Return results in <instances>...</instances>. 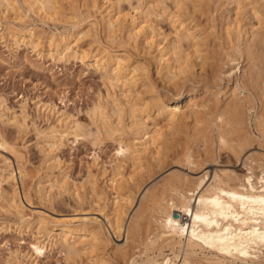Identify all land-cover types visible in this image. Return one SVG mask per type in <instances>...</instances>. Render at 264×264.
I'll return each mask as SVG.
<instances>
[{
  "label": "bare ground",
  "instance_id": "1",
  "mask_svg": "<svg viewBox=\"0 0 264 264\" xmlns=\"http://www.w3.org/2000/svg\"><path fill=\"white\" fill-rule=\"evenodd\" d=\"M103 1L107 6L102 10L101 0H87V15L84 11L73 10L72 29L52 34L49 44L58 61L80 57L84 64L99 73L107 95L99 98L91 110L92 125L96 130L79 121L64 122L62 119L59 124L38 132L45 140L46 146L42 148L50 172V182L42 197L46 192L78 194L79 187L71 181L69 171L60 167L54 156L55 150L69 141V137L76 140L92 136L95 140L111 138L117 143L118 159L106 176L105 185L98 183L99 178L106 175L102 166L104 171H97L98 175L89 173L85 183L92 202L99 204L98 213L103 219H56L41 214L35 221H30L26 219L23 200H29L28 195L21 196L17 173L11 167L0 169V199L6 212L18 218L20 227L35 225L38 233L47 236L46 242L34 245L36 255L40 256L50 245L65 252L68 264H85V260L88 264H108L107 258L95 254L98 249L104 251L111 248L124 256L125 248H129L135 237L138 238L134 237L137 227H143L139 223L144 218L138 222L140 217H144L142 213H134L130 217L128 212L135 204L141 186L139 181L140 186L134 182V178L142 172L145 174V169L152 171L154 164L163 166L172 159L184 166L195 165L196 171V167L204 166V161L192 155L190 149L193 144L204 154L211 148H218V152L228 148L239 157L252 137V133L246 130L247 118L252 113H255L257 130L264 135V89L260 94V88H257L260 83L258 73H264V0L223 2V5L234 3L238 15L252 5L250 15L259 25V29L253 30L252 26L234 22L225 29L229 47L224 55L230 67L225 73L222 70L219 72L221 78L233 79L234 85L228 90H222L214 83L211 85L208 69L205 70L211 64L208 61L211 60V49L205 34L215 32L204 31L196 22L194 16L197 13L193 11L208 6L205 0H174V12L168 11L165 0ZM23 3L29 12L43 14L52 20L65 15L62 10L66 7L58 0H23ZM124 3L130 6L129 11L124 10ZM21 8L18 0H0V20L9 11L18 14ZM97 13L100 19H97ZM97 25L103 29L104 39L101 32L102 37L99 35ZM2 31L0 36L4 37L6 32L16 45L19 41L33 43L41 39L39 33L31 28L6 26ZM84 42L86 46L81 44ZM121 45L124 49H119ZM244 61L246 68H242ZM151 66L155 68L156 79H153ZM197 67L201 69L199 73ZM196 78H206L209 83L199 85L194 81ZM155 80L166 90L164 93L156 86ZM3 116L1 113L0 117ZM191 119L193 126L188 122ZM6 122L18 132L27 127L25 118L18 115L7 116ZM183 134L185 144L189 145L187 150L171 153V142L174 143ZM9 144L0 133V149L10 148ZM12 152L18 160L20 156ZM263 157L252 158L255 164L261 162H258V166L263 167L260 176L254 173L255 164L249 166L250 172L244 176L230 169H214L210 177L209 170L202 171L204 173L199 177L181 171H172L165 176L159 191L152 195L146 191L139 204L141 209L143 200L149 196L148 209L152 220L148 223L155 222L156 228L153 227L157 231L151 227L155 233H150L148 225H145L147 232L143 233H147L146 238L139 240L141 254L138 253L137 257L133 252L136 257L129 259L133 264H176L177 259H180L179 264H228L233 261L264 264ZM95 158L98 159L97 156ZM18 174L22 182L27 177L21 165L18 166ZM4 183L8 184V188L4 187ZM108 187L112 191L110 198L107 196ZM83 191L86 192V189ZM109 199H112L111 205L107 203ZM175 212L189 215L188 222L177 219ZM49 224L58 232L49 231ZM8 227L3 226L0 231H7ZM110 230L118 236L126 233L124 244L115 243L109 237ZM167 249L174 254V259L165 252Z\"/></svg>",
  "mask_w": 264,
  "mask_h": 264
},
{
  "label": "rangeland",
  "instance_id": "2",
  "mask_svg": "<svg viewBox=\"0 0 264 264\" xmlns=\"http://www.w3.org/2000/svg\"><path fill=\"white\" fill-rule=\"evenodd\" d=\"M18 1L22 5V8L18 14L9 11L2 16L0 20V33L3 32L2 29H5L6 26H14L20 29L31 28L39 33L41 39L33 43H22L19 41V45H16L9 38L10 36L8 37L6 32L3 35L4 37L0 36V116L1 113L4 114L3 117H0V133L6 138L8 144L10 143V148H7L8 150L0 149V169L11 167L14 168L15 174L17 173L16 181L21 196L24 198L25 194L28 195L29 200H23L26 206V219L30 221H35L37 218L41 217V214L56 219L66 217H97L103 219L102 215L98 213V208L100 206L92 202V195L87 192L88 185L85 183L86 179L89 178V173H96L98 175V172L105 170L104 173L106 175L101 176L98 181L100 186L105 185V181L107 180L106 176L109 175V172L111 173L113 164L117 162L116 158L118 159V146L111 138L95 140L96 138L92 136L76 140L73 137H69V141L61 145L57 151L55 150L54 156L57 161H59V166H62L66 172L69 171L67 173L71 181L76 183L79 187H76L79 189L77 191L78 194H58L56 192L50 194L46 192L45 196L42 197V194L46 191L45 187L49 185L50 182V177L48 175L50 172L45 161L43 149L46 146V144L44 146L45 140H43L44 138L42 135L38 133L39 130L48 129L50 125L59 124V122L64 119V122L66 120H72L88 124L89 127H91V129L93 128L95 131L96 129L92 125L93 116L91 115V110L95 102H98L101 97L103 98L107 95L101 77L94 68L90 67L87 63L84 64L80 57L78 59L70 58L69 61H58L57 54L53 53L54 51L49 47L52 34H58L72 29L73 23L71 22H73V12L75 10L84 11L83 13L87 15L85 10L87 0H58V2H62L61 4L66 8L62 10L65 15L56 20L49 19L47 16L40 13L29 12L23 0ZM173 1L174 0H165L168 11H176V6ZM223 2H225V0H205L204 3H207L206 5L208 6L204 5L206 6L203 7L204 9L197 8L198 10L193 9V11H196L194 12L195 14L197 13L196 15L194 14L195 19L197 18L196 22H199V25L204 31L208 30L207 32H209L213 30V32H215L211 35H209L210 33L205 34V37L208 36L206 43L210 45L208 46L211 49V52L209 51L211 60L208 59L211 64L209 65L210 67L207 66L205 69H208L209 74H211H208L210 80L208 77L207 78L210 83H212L211 85L214 83V85H219L222 90H228L234 85V81L232 78L231 80H227L228 78H221V72H227L230 67L224 55L228 51L227 47H229V45H227L228 43H226L228 40L225 39V29L229 24L234 25L235 23H244L247 27L252 26L251 28L253 30L259 29V25L257 20L250 15L252 14L250 10L252 5H250L251 7L248 6L249 9L247 7L240 16L236 12L234 3L229 5L225 3L223 5ZM261 2H263V0ZM106 6V1L101 0V9H105ZM123 6L125 7H123L125 11L130 10L128 4L124 3ZM189 9H192L191 6ZM100 18L98 14L97 19ZM98 29L99 33L103 30L100 25ZM101 33L99 35L104 39V32ZM85 43L86 42L81 44L86 46ZM120 47L119 49H124V46ZM51 52L53 54H51ZM210 55L208 56L210 57ZM245 63L246 61L242 62V68L247 67L244 65ZM200 70V67H197L196 71L198 73ZM151 71L153 79H156L157 75L153 66H151ZM234 77L236 78V76ZM257 77L260 82L257 88H260V90H258L261 94V91L264 89V73H258ZM196 79L194 81H196L197 84L199 83V85L209 83L206 78H200V80ZM155 83H157L156 86H158L159 90L163 93L166 91L162 89L161 83L157 82V80H155ZM258 90L256 89L257 92ZM9 115H18L25 118L27 127L18 132L13 125L6 122V118ZM247 119L248 124L246 125V130L252 133V137L244 153L241 154L242 156L240 155L237 157L228 148H223V150L220 149L221 151L218 152L217 150L219 149L217 148V150H215L216 147L211 148L212 150L210 149L207 154H204L201 148L193 144L194 146L192 145L190 149L192 155L204 161V166H201V168L196 167V171H194L195 168L193 167L195 165L184 166L169 159L166 161L168 163H164L165 165L154 164L155 167L151 169L152 171L149 170L148 172V170L145 169V174L142 172L137 175L134 178L135 181H133L135 183L139 181L141 186L137 183L140 186V189L137 191L138 196L128 214H130V217L134 213H139L140 215L142 213L141 216H144L138 219V222H140V220L144 218V220L142 219L141 223H139V225L142 224L143 227L138 226L137 230L134 232V237L137 236L139 238V234H141V238L138 239L135 237L132 241L133 243L130 242L132 246L129 244V248H125L129 255L126 251L124 256H121L119 252L117 253V251L111 248L104 251L103 249H98L95 254L98 253L100 257L103 255L102 257L105 259L107 258L108 264H133L132 259L135 258L136 255L138 257L139 254H141L142 245H140L139 240L146 238L147 233H143V231L147 232L146 226L148 225L150 233L151 231H153L152 233L157 231L155 230V222H151V224L148 223L152 220V214L148 209L150 205L149 196L147 197L148 199L146 198L144 199L145 201L143 200V207L141 209H139L141 207L139 204L142 197H144L143 195L147 193L146 191H148L150 195L154 194V192H158L164 177L168 176L172 171H181V173L184 172L186 175L189 174V176L199 177L209 170L210 177L214 169H230L241 176H244L243 174L247 175L250 172L248 169L249 166H253L256 162H253L252 158L254 156L257 158H262L264 156V135L256 128L255 113H252ZM188 122L190 126H193L194 121L192 119ZM249 125L251 127L250 129ZM182 136L177 139L178 142L177 140L174 141V143L171 142L170 148L171 150L173 149L171 153L174 151L184 152L187 150L189 145L187 146L185 144V134ZM12 151L20 156L18 160L15 158ZM201 152L202 154H200ZM244 154L249 158V161ZM96 156L98 159L95 158ZM98 162L100 164H98ZM258 162L255 164L257 167L255 165L253 166L254 171L256 170L254 172L256 176H260L263 169V167L258 166L261 162L259 164ZM20 165L25 168L27 173V177L23 182L18 174V166ZM98 167H100L101 171L100 169H96ZM202 167H204V170ZM126 177H128V175H126ZM83 184L84 186L82 187ZM3 185L8 188V184L4 183ZM85 189L86 192L83 191ZM107 191L108 198L112 197V195H109L112 192L110 187L107 188ZM85 194H87V196ZM89 195L91 197H89ZM111 202L112 199H109L107 203L111 205ZM146 204L148 205L146 206ZM176 213L177 212H175V214ZM20 224L16 216L6 212L3 207V201L0 199V228L9 226L7 231H0V264H68L65 252L61 251L60 248L51 247L50 245L44 249V252L40 256H37L34 251V245L40 241L46 242L47 236L38 233L35 225L31 228H27L20 227ZM151 227L155 231L151 230ZM47 229L49 231L53 230V232H58L57 228H54L51 224L47 226ZM116 235L117 234H114V232L110 230L109 237L115 243L124 244L126 233L124 234L123 232L122 236ZM151 236H153V234H151ZM134 240H136V243H134ZM133 252H135V256ZM165 252L170 258L174 259V254L170 250L167 249ZM129 257L132 259H129ZM179 262L180 259H177L176 264H179ZM86 263L88 264L89 262L85 260V264ZM228 264L241 263L233 261Z\"/></svg>",
  "mask_w": 264,
  "mask_h": 264
},
{
  "label": "built area",
  "instance_id": "3",
  "mask_svg": "<svg viewBox=\"0 0 264 264\" xmlns=\"http://www.w3.org/2000/svg\"><path fill=\"white\" fill-rule=\"evenodd\" d=\"M177 219L181 220L182 222H188L189 215H182L181 213L177 212Z\"/></svg>",
  "mask_w": 264,
  "mask_h": 264
}]
</instances>
